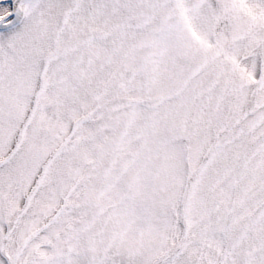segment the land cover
I'll return each instance as SVG.
<instances>
[{
	"label": "snow or ice",
	"instance_id": "1",
	"mask_svg": "<svg viewBox=\"0 0 264 264\" xmlns=\"http://www.w3.org/2000/svg\"><path fill=\"white\" fill-rule=\"evenodd\" d=\"M0 264H264V0H0Z\"/></svg>",
	"mask_w": 264,
	"mask_h": 264
}]
</instances>
